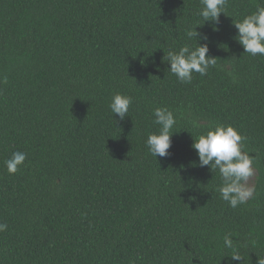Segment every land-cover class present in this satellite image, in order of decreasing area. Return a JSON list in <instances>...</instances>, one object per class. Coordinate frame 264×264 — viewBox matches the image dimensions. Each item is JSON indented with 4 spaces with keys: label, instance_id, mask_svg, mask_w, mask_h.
I'll use <instances>...</instances> for the list:
<instances>
[{
    "label": "trees",
    "instance_id": "1",
    "mask_svg": "<svg viewBox=\"0 0 264 264\" xmlns=\"http://www.w3.org/2000/svg\"><path fill=\"white\" fill-rule=\"evenodd\" d=\"M258 6L228 0L204 23L201 0H0V264H257L264 56L244 53L233 22ZM197 25L216 66L181 84L164 57L195 46L185 30ZM117 92L133 99L122 121L108 107ZM156 107L177 120L163 158L145 144ZM215 124L253 157L255 191L237 208L191 147ZM16 151L27 158L9 175ZM226 234L243 260L225 256Z\"/></svg>",
    "mask_w": 264,
    "mask_h": 264
},
{
    "label": "clouds",
    "instance_id": "2",
    "mask_svg": "<svg viewBox=\"0 0 264 264\" xmlns=\"http://www.w3.org/2000/svg\"><path fill=\"white\" fill-rule=\"evenodd\" d=\"M228 0H201V9L198 15L205 22L218 23V18L225 13ZM203 23V24H204ZM202 24V25H203ZM186 28V37L195 41V46L185 44L178 50L170 49L164 59L170 65L168 71L181 84L192 82L193 73L200 76L208 74L209 69L216 66V58L208 55V37L197 32L199 26ZM237 35L236 41L242 46L244 53L252 56H264V6H258L256 11L245 16L242 20L233 22ZM218 31V29H214ZM203 41V43H200ZM230 76L232 73H228ZM133 103L131 96L115 93L108 105L111 113L119 120L128 116L129 108ZM153 123L159 126L157 133H151L145 141L148 152L156 157H167L171 147L173 129L177 124L172 111L164 107L153 110ZM113 119V117H112ZM115 123V121L113 120ZM193 129L205 127L199 118L189 120ZM242 137L230 125H207V131L199 134L193 144L198 157L199 166L218 170L220 184L216 189L223 201L232 208L245 204L253 197L255 188L249 186L248 181L254 175L253 157L243 150ZM26 153L16 151L4 164L9 175L16 174L26 160ZM7 229V224L0 223V232ZM225 249H231V254L225 255L230 261L243 260L239 246L226 234L223 238ZM224 256V257H225ZM257 264H264V256L257 258Z\"/></svg>",
    "mask_w": 264,
    "mask_h": 264
},
{
    "label": "rangeland",
    "instance_id": "3",
    "mask_svg": "<svg viewBox=\"0 0 264 264\" xmlns=\"http://www.w3.org/2000/svg\"><path fill=\"white\" fill-rule=\"evenodd\" d=\"M248 184L252 187V177L249 179Z\"/></svg>",
    "mask_w": 264,
    "mask_h": 264
}]
</instances>
